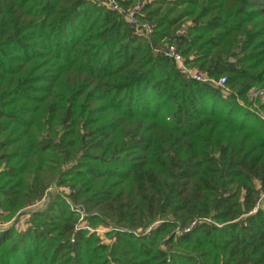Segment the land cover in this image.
I'll list each match as a JSON object with an SVG mask.
<instances>
[{"label": "trees", "instance_id": "trees-1", "mask_svg": "<svg viewBox=\"0 0 264 264\" xmlns=\"http://www.w3.org/2000/svg\"><path fill=\"white\" fill-rule=\"evenodd\" d=\"M99 1L0 0V264H264V0Z\"/></svg>", "mask_w": 264, "mask_h": 264}, {"label": "built area", "instance_id": "built-area-1", "mask_svg": "<svg viewBox=\"0 0 264 264\" xmlns=\"http://www.w3.org/2000/svg\"><path fill=\"white\" fill-rule=\"evenodd\" d=\"M99 4H107V5H113V7H117V4L114 2V0H102L99 1ZM119 8V7H118ZM137 10V7L134 8L132 11H124L120 8V11L125 14L126 20L134 26V30L137 34L141 36L148 37L151 32V26L150 24L146 22H141L137 19V16L135 14ZM154 50L161 52L164 56L172 59L174 62H176L178 65V70L187 78L199 80V81H213L216 86L223 88L225 91V95L229 94V88L224 84L225 77H220L216 80L210 79L209 76L204 73L200 72L198 70L191 69L189 66H187L185 63H183V55L176 49L174 44H164L162 46H156L154 47ZM263 93L264 90H256L254 92L255 96H259L260 99H263ZM261 198H264V193L261 195ZM4 225L0 224V227L3 228Z\"/></svg>", "mask_w": 264, "mask_h": 264}, {"label": "rangeland", "instance_id": "rangeland-1", "mask_svg": "<svg viewBox=\"0 0 264 264\" xmlns=\"http://www.w3.org/2000/svg\"><path fill=\"white\" fill-rule=\"evenodd\" d=\"M156 45H158V44L156 43L153 46L156 47ZM174 63L176 64V67L179 64V63L177 64L176 62H174ZM183 63H185L191 69L197 70L196 68L191 67L190 65H188V63L185 62V57L183 58ZM209 78L213 79V80H216L215 78H212V77H209ZM209 82L214 84V82L211 81V80H209ZM224 84H225V82H224ZM215 87L217 88V90L221 94L220 96L225 97V93H224L225 91L223 90V88L221 89V87L216 86V85H215ZM50 190L53 191V193H55L57 191L64 198H67L66 197V193L68 192L67 191L68 190L67 187H64V186L53 187ZM54 197H55V195L53 194L51 196V198H54ZM42 201L36 203L35 205H32L30 207H27V208L23 209L19 214H15L9 219L5 218L4 214H0V224L4 225L3 228L0 227V235H2L4 232H7V228L13 227V228H16V229H20V227H24L25 226V221L30 216L31 209L42 207L44 202H46V201H43V202ZM75 207L79 208L78 206H72L71 208L74 209ZM75 215L79 216L78 224L76 225V229H85V230H87V232H86L87 234H90V233L93 232L95 235H97V237H100V241L101 242L110 243L114 239L112 233L106 234V231L111 230L110 227L104 226L103 224H97L96 222L91 223L87 218H85V217H87L86 216L87 213L84 212V210L80 209V211L75 212Z\"/></svg>", "mask_w": 264, "mask_h": 264}, {"label": "crops", "instance_id": "crops-1", "mask_svg": "<svg viewBox=\"0 0 264 264\" xmlns=\"http://www.w3.org/2000/svg\"><path fill=\"white\" fill-rule=\"evenodd\" d=\"M20 228H22V227H20Z\"/></svg>", "mask_w": 264, "mask_h": 264}]
</instances>
